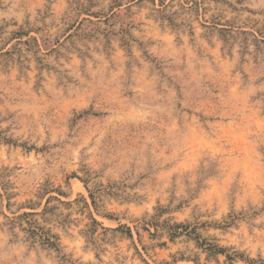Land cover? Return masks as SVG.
Wrapping results in <instances>:
<instances>
[{"label": "rangeland", "instance_id": "obj_1", "mask_svg": "<svg viewBox=\"0 0 264 264\" xmlns=\"http://www.w3.org/2000/svg\"><path fill=\"white\" fill-rule=\"evenodd\" d=\"M0 264H264V0H0Z\"/></svg>", "mask_w": 264, "mask_h": 264}, {"label": "trees", "instance_id": "obj_2", "mask_svg": "<svg viewBox=\"0 0 264 264\" xmlns=\"http://www.w3.org/2000/svg\"><path fill=\"white\" fill-rule=\"evenodd\" d=\"M36 214H23L22 216H19L20 218H25V217H28V216H34ZM27 225H28V232L29 234L31 235H39L40 239L42 240L43 243H45L48 247H55V243L52 242L51 240V236H48L46 234H43V233H40L38 234L37 233V230L38 228L33 226L34 225V222H27ZM180 227H184V226H180ZM174 236L175 235H178V232L176 231L175 234H173ZM206 251L208 254L210 255H215V254H222L223 253V250L217 246H208L206 248ZM228 259L230 260V257H228Z\"/></svg>", "mask_w": 264, "mask_h": 264}]
</instances>
